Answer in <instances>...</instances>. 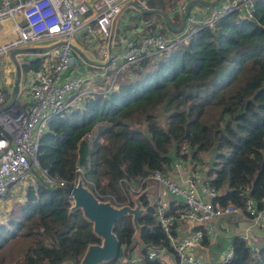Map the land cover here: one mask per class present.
<instances>
[{"label":"trees","instance_id":"16d2710c","mask_svg":"<svg viewBox=\"0 0 264 264\" xmlns=\"http://www.w3.org/2000/svg\"><path fill=\"white\" fill-rule=\"evenodd\" d=\"M140 1L178 26V15L170 12L181 9L184 0ZM252 16L217 20L212 31L200 29L185 44L118 76L113 91L85 97L66 116L50 120L39 139L37 164L64 186L47 189L34 172L22 201L11 203L0 224V264H77L85 247L97 243L78 212L67 215L76 165L95 197L119 206L127 200L120 180L165 174L170 149L176 155L185 146L198 165L200 155L211 153V167L203 170L206 186L217 193L212 205L242 208L245 197L259 205L264 196V0H254ZM147 17L149 32L170 33L158 16ZM41 63L37 58L19 68L25 75ZM91 133L94 139L86 140ZM142 204L147 208L139 220L145 249L136 254L130 249L132 228L124 217L113 228L119 243L116 261L107 264L121 259L125 264H160L148 249H164L172 256L153 217L155 205L146 197ZM230 248L225 264H264V244L255 256L238 237Z\"/></svg>","mask_w":264,"mask_h":264},{"label":"built area","instance_id":"2783aa9c","mask_svg":"<svg viewBox=\"0 0 264 264\" xmlns=\"http://www.w3.org/2000/svg\"><path fill=\"white\" fill-rule=\"evenodd\" d=\"M130 1L138 3L137 0H0V29L4 23L10 27L8 31L1 30L7 38L0 42V58L17 49H42L63 43L46 53L21 54L27 57L22 64L42 59L38 70L28 72L21 80L23 89L19 95H24L23 101L15 98L8 104L9 96L0 88V199L10 194L11 188L28 173L31 176L37 173L47 189L64 186L63 181L49 177L37 164L39 139L50 120L66 116L79 107L85 97L113 91L118 85V76H128L141 61L157 58L176 45L185 44L188 37L200 29L212 31L217 20L232 14L247 20L253 18L254 0H218L213 7L195 4L190 6L179 33L148 32L129 42L123 52L110 56L108 61L106 50L111 21ZM141 5L144 7L143 3ZM180 10L175 8L170 15L180 17ZM76 35L79 46L85 47L99 61L98 65L103 67L100 71L78 75L71 70L72 65H77V56L69 45L75 46L73 37ZM103 80L107 83L104 92L94 90ZM85 138L94 139L90 134ZM74 174L82 177L83 169L76 165ZM170 174L176 175L178 182L171 179ZM207 180L198 162L182 146L173 155L165 174L152 173L143 178L119 181L125 193L137 194L146 184L153 187L155 219L172 256L164 249H148L151 259L160 264H203L191 251L193 247L210 244L212 228L208 224L222 217L237 216L251 227H262L264 196L259 205L245 197L242 208L219 207L210 202L217 193L206 186ZM170 203L182 209L171 210ZM241 239L248 254L255 256L259 250L255 243L246 236ZM231 254L229 248L219 264L227 263Z\"/></svg>","mask_w":264,"mask_h":264},{"label":"water","instance_id":"95a60500","mask_svg":"<svg viewBox=\"0 0 264 264\" xmlns=\"http://www.w3.org/2000/svg\"><path fill=\"white\" fill-rule=\"evenodd\" d=\"M218 0L212 2H205L200 0H190L184 4L179 17V24L177 27H172L169 18L159 10L147 9L141 4L130 1L124 4L120 12L111 21L110 35L107 41V56L108 61L110 59L109 45L113 37L114 25L119 15L128 8H132L142 15L158 16L163 22L166 29L174 34L179 33L184 25L185 18L188 14L189 8L192 5L198 4L207 7H213L217 4ZM63 43H57L48 48H25L17 49L9 53L10 60L15 67V77L13 79V85L11 95L8 104H11L16 97L18 84L20 80V71L17 63L14 60V56L17 54H40L46 53L52 48L61 46ZM69 48L79 58L88 62L87 58L81 53L75 46L69 45ZM107 61V62H108ZM107 62L105 64H107ZM104 64V65H105ZM93 65V64H91ZM102 65V66H104ZM152 193V186L146 184L144 189L137 194H132L127 191V203L124 205H113L110 201H101L88 189L84 184L82 177L77 176L75 185L68 189L69 199L67 200V215L78 212L81 219L90 226V233L96 239V244H88L77 264H107L116 261L117 252L119 249V243L113 233L114 224L124 217H128L132 228V235L130 237V249L138 248L137 252H141L145 249L140 240V234L142 226L139 224V220L142 219L147 212V208L143 206L142 199L146 197L148 201V195ZM61 264H72L69 261L62 262ZM119 264H125V260H121Z\"/></svg>","mask_w":264,"mask_h":264},{"label":"crops","instance_id":"0c3cea01","mask_svg":"<svg viewBox=\"0 0 264 264\" xmlns=\"http://www.w3.org/2000/svg\"><path fill=\"white\" fill-rule=\"evenodd\" d=\"M208 1L210 2L211 0H205V2H208ZM184 2L186 3L188 1L184 0ZM200 6L207 7L203 5H200ZM137 16L135 17L136 20L134 24L130 28L126 29L128 30L127 31L128 33L127 32L124 33L122 30L123 22H121L118 28H116V30L113 31V37L109 45L111 56L119 55L127 47V44H123L120 42L119 36H122V37L124 36L125 41L128 40L129 42L137 40V39H133L132 34H129V29H131L132 27L134 28L137 26L135 30L136 36L143 35L141 31L137 29L142 26V23L139 20L140 18H145L147 20L146 21V25H147L149 18L142 14H137ZM5 25L6 23L2 25L1 30H6ZM166 33L167 32H165L164 34ZM79 43L80 41H79L78 35L74 36L73 44L80 50L81 53L84 54L88 62L86 63V62H83L82 59L81 60L79 59L78 61H76L77 65H74V68L71 70L75 74H78V75H82L85 73H94L98 70L100 71L101 68L103 67H100V65H98L99 61L85 47L79 46ZM106 53H107V50H106ZM14 60L17 63L18 67H20L22 64L21 62L26 61L27 57H24L23 55L20 54L18 56H15ZM91 68L94 70H91ZM0 71H1L0 88L2 91L6 93L7 97L9 96L10 98L12 85H13L12 80L15 77V67L12 64L9 55L6 57L0 58ZM19 71H20V74H19L20 80H19L18 90H17V94L15 98L19 96L20 90L23 89V85L21 86L20 84H21V80L24 78V75L22 74L20 68H19ZM109 73L110 72H108L107 75ZM21 96L22 97H19V99L17 100L18 102H21L24 100V95H21ZM169 156L172 159L173 153H171ZM202 169L203 167H201L202 173L206 172V170H202ZM169 176L171 179L178 182L176 175L170 174ZM203 200H205V198H203ZM149 204L152 205V202L149 201ZM261 223H262V227L256 228V227H251L246 221H244L243 219L237 216H228V217H222V218L216 219L208 224V226L212 228V240L210 244L204 247H193L191 253L203 264H219L224 253L230 248L233 238L235 237L243 238L244 236L249 237L255 243V245L259 248L264 244V215L261 218Z\"/></svg>","mask_w":264,"mask_h":264},{"label":"rangeland","instance_id":"374dc122","mask_svg":"<svg viewBox=\"0 0 264 264\" xmlns=\"http://www.w3.org/2000/svg\"><path fill=\"white\" fill-rule=\"evenodd\" d=\"M138 4H142V1L140 0H137ZM184 5L182 6L181 10L183 9ZM180 10V11H181ZM137 14H139L137 11H135L134 9L132 8H128V10H125L123 11L120 15H119V18L117 19L116 23H115V26H114V31L116 30V28H118L119 24L121 22L122 25H123V32L126 33L128 30H126L127 28H130L135 20H136V16ZM138 17V16H137ZM141 23H142V26L137 28L138 30L141 31V33L143 35L141 36H136L135 34V30H136V27H132L131 29H129V34H132L133 35V39H139L141 38L142 36H144L145 34H149L148 30L146 29V19L145 18H140L139 20ZM149 21V20H148ZM5 28L6 30L8 31L9 30V25L6 23L5 25ZM128 33V32H127ZM145 33V34H144ZM135 35V36H134ZM9 36V35H8ZM120 37V42L123 43V44H128L129 41H125V38L124 36H119ZM7 38L6 35L3 34V32H1V29H0V42L4 41L5 39ZM79 58L77 57L76 61H78ZM74 65H72L73 67ZM0 74H1V71H0ZM119 81V80H118ZM13 82V80H12ZM106 81L103 80L101 83L95 85L94 87V90L96 91H100V92H104V88H105V85H106ZM0 86H1V77H0ZM22 95V94H21ZM21 95H19L16 100L19 99V97H22ZM164 117V114L161 112L158 116V120L159 121H162ZM93 134L94 133H91V138L93 137ZM172 152V148L170 149V153L171 154ZM201 156V159L199 160V166L200 167H203V169H210L209 167H211V162H212V156H211V153H204ZM33 183V178L32 176L28 173L23 179L22 181L14 186L15 188H11L12 192L10 194H5L1 199H0V224H3L5 222V219H4V216L6 215V213L9 211L10 207L12 206V202L13 201H22L23 199V196H24V189L27 185L29 184H32ZM148 185H151V184H148ZM10 190V191H11ZM148 200L151 201L152 203L154 202V199H153V196L151 195H148ZM154 218H156V215H155V212H154V215H153ZM156 220V219H155ZM135 254L136 252L138 251V248H136L135 250ZM121 260H124V259H121ZM119 260V261H121Z\"/></svg>","mask_w":264,"mask_h":264}]
</instances>
